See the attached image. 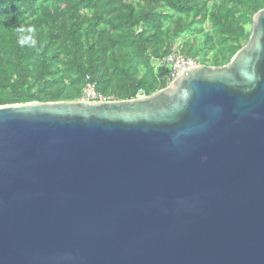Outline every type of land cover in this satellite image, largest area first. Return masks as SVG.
I'll return each instance as SVG.
<instances>
[{
	"label": "water",
	"instance_id": "1",
	"mask_svg": "<svg viewBox=\"0 0 264 264\" xmlns=\"http://www.w3.org/2000/svg\"><path fill=\"white\" fill-rule=\"evenodd\" d=\"M0 264H264V9L145 98L0 106Z\"/></svg>",
	"mask_w": 264,
	"mask_h": 264
},
{
	"label": "trees",
	"instance_id": "2",
	"mask_svg": "<svg viewBox=\"0 0 264 264\" xmlns=\"http://www.w3.org/2000/svg\"><path fill=\"white\" fill-rule=\"evenodd\" d=\"M264 0H0V106L76 101L95 90L132 100L166 87L154 67L181 54L226 65ZM210 58H207V55Z\"/></svg>",
	"mask_w": 264,
	"mask_h": 264
},
{
	"label": "built area",
	"instance_id": "3",
	"mask_svg": "<svg viewBox=\"0 0 264 264\" xmlns=\"http://www.w3.org/2000/svg\"><path fill=\"white\" fill-rule=\"evenodd\" d=\"M199 64L196 60L189 58L179 51H172L166 55L162 60L155 62L157 70H161L164 73L162 81L166 82V86H169L177 76L197 67ZM148 95L144 91H138L133 99L145 98ZM76 101L87 102V103H102L116 101L112 97H105L95 90L94 83L91 82L89 77H85L84 86L80 91L79 98Z\"/></svg>",
	"mask_w": 264,
	"mask_h": 264
},
{
	"label": "rangeland",
	"instance_id": "4",
	"mask_svg": "<svg viewBox=\"0 0 264 264\" xmlns=\"http://www.w3.org/2000/svg\"><path fill=\"white\" fill-rule=\"evenodd\" d=\"M250 32H251V29H250ZM182 41H183V39L181 38L180 40H179V42L177 43V44H175L173 47H172V51H175V52H178V51H180L181 50V48H182ZM207 58H210V55L208 54L207 55ZM194 60H196V63H199V60H197L196 58H193ZM199 65H201V64H199ZM206 66H210V65H208V64H205ZM154 67H155V64H154ZM156 68V67H155Z\"/></svg>",
	"mask_w": 264,
	"mask_h": 264
}]
</instances>
